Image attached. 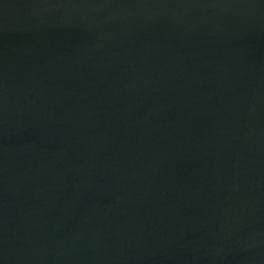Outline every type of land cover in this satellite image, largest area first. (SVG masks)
Masks as SVG:
<instances>
[{
	"label": "water",
	"instance_id": "95a60500",
	"mask_svg": "<svg viewBox=\"0 0 264 264\" xmlns=\"http://www.w3.org/2000/svg\"><path fill=\"white\" fill-rule=\"evenodd\" d=\"M0 264H264V0H0Z\"/></svg>",
	"mask_w": 264,
	"mask_h": 264
}]
</instances>
